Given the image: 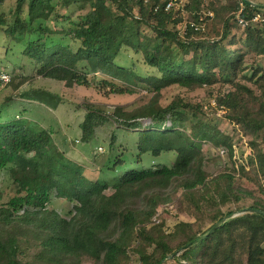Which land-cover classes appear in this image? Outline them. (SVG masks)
Here are the masks:
<instances>
[{
    "label": "trees",
    "instance_id": "16d2710c",
    "mask_svg": "<svg viewBox=\"0 0 264 264\" xmlns=\"http://www.w3.org/2000/svg\"><path fill=\"white\" fill-rule=\"evenodd\" d=\"M166 3L17 0L9 15L0 13V29L34 76L108 94L141 87L151 94L139 107L112 112L84 103L81 142L109 123L130 141L118 144L115 134L103 162L94 155L82 163L29 114L27 103L55 108L52 93L20 92L29 77L12 71L0 82L19 91L0 103V170L12 191L0 207V264H162L179 249L163 264H264V215L253 210H264V8L245 0H188L169 10ZM128 52L153 72L120 61ZM174 86L209 89L233 133L210 123L200 103L179 96L162 104V91ZM166 153L178 161H156ZM212 156L220 164L215 175L205 168ZM178 194L189 220L170 226L158 208ZM55 199L67 209H56Z\"/></svg>",
    "mask_w": 264,
    "mask_h": 264
},
{
    "label": "rangeland",
    "instance_id": "374dc122",
    "mask_svg": "<svg viewBox=\"0 0 264 264\" xmlns=\"http://www.w3.org/2000/svg\"><path fill=\"white\" fill-rule=\"evenodd\" d=\"M16 1L17 0H6V2L0 6V13L4 12L9 15L15 8ZM76 13L79 14L80 12L77 11ZM21 53V47L17 44L9 43L4 30L0 29V68L5 67V70L12 71L13 75L18 78L20 77V79H22L23 76L29 77L19 88V91L39 88L52 93L55 98L58 99L59 102L55 108L34 102L27 103V109L29 110V114L35 116L43 125L54 129V138L61 150L82 163H88L93 159L94 155H99L100 158L98 162L101 163L108 156L109 145L113 135H118V144H126L130 141L129 138L125 136L126 134L124 132L118 129L116 130L115 124L109 123L97 129L96 139L92 140L90 143L81 142L80 124L85 118V108L82 105L86 102H93L104 107L108 112H112L116 105H126L129 109H133L146 103L151 98V94L148 93L146 88L141 87L131 94L115 95L108 94L107 92H99L97 89L81 85L69 87L63 81L34 76L32 64L28 62L26 58L22 57ZM120 61L125 62L128 66L133 67V65H135L143 74L153 72L147 67L144 60L138 54L131 52L124 53ZM19 91H15L12 87L1 84L0 103L11 94H18ZM209 92L210 90L206 88L190 91L174 86L163 90L160 100L162 104H167L175 97L182 96L195 103H200L204 105L207 115L210 116V123H214L224 132L232 134L234 130L233 124L227 120L224 110L218 108L215 99L209 95ZM18 103L19 102H17L15 107H18V110H20V108L22 110L23 108L18 105ZM146 121L147 120H143V122ZM243 145L242 151L245 153V158H248L251 154V149L248 145ZM156 161L171 165L178 161V155L176 153H166ZM205 168L211 175H215L220 170V164L217 163L214 156H212L207 161ZM92 175L97 176V173ZM11 194L10 180L6 172L0 170V207L3 202L9 199ZM178 197L179 194L175 196L176 201L174 203L161 205L158 208L162 214V219L170 226L178 220H189L187 213L179 205ZM53 205L59 211H64L68 207L67 203L60 199H55ZM237 212L240 211L237 209L234 213L237 214ZM129 264H139V262L133 260Z\"/></svg>",
    "mask_w": 264,
    "mask_h": 264
},
{
    "label": "built area",
    "instance_id": "2783aa9c",
    "mask_svg": "<svg viewBox=\"0 0 264 264\" xmlns=\"http://www.w3.org/2000/svg\"><path fill=\"white\" fill-rule=\"evenodd\" d=\"M187 2H188V0H167L165 8L167 10H169V9H171L173 7L179 8V9H183ZM209 14L212 15L211 12H209ZM259 18H260L259 16L256 17V19H259ZM239 22L241 24L245 25L244 19L240 18ZM191 25L195 26L194 23H191ZM196 28H198V27H196ZM10 79H11L10 71L0 68V82L3 83V84H6V83H8L10 81Z\"/></svg>",
    "mask_w": 264,
    "mask_h": 264
},
{
    "label": "water",
    "instance_id": "95a60500",
    "mask_svg": "<svg viewBox=\"0 0 264 264\" xmlns=\"http://www.w3.org/2000/svg\"><path fill=\"white\" fill-rule=\"evenodd\" d=\"M247 3H249V4H251V5H255V6H259V7H262V8H264V4H260V3H256V2H254V1H252V0H245ZM250 209L249 208H245V209H243V210H241L240 212H237V214H241V213H243V212H247V211H249ZM255 212H257V213H260V214H262V215H264V210H261V209H253ZM236 213H231V214H229V215H227V216H225L221 221H219L217 224H215L204 236H202V237H199L198 239H196L194 242H198V241H200L201 239H203L204 237H206V236H208V235H210L212 232H213V230L215 229V228H217L218 226H220L221 224H223L225 221H227L228 219H230V218H232V217H234V216H236L237 215ZM182 249H179V250H177L172 256H168V257H166L164 260H163V262L165 261V260H167V259H169V258H172V257H175V256H177L179 253H180V251H181ZM162 262V263H163Z\"/></svg>",
    "mask_w": 264,
    "mask_h": 264
}]
</instances>
